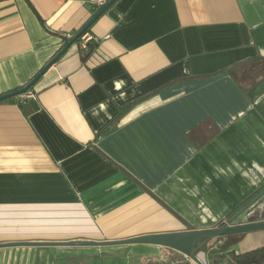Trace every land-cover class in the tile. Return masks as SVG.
<instances>
[{
	"label": "crops",
	"instance_id": "1",
	"mask_svg": "<svg viewBox=\"0 0 264 264\" xmlns=\"http://www.w3.org/2000/svg\"><path fill=\"white\" fill-rule=\"evenodd\" d=\"M94 1L0 0V95L32 79ZM88 34L34 100L0 102V244L83 240L56 238L66 228L50 219L67 215L103 241L214 228L264 191V68L249 67L264 62L246 63L264 59V0H117ZM227 239L209 245L264 249V230ZM63 248H0V264H51Z\"/></svg>",
	"mask_w": 264,
	"mask_h": 264
},
{
	"label": "water",
	"instance_id": "2",
	"mask_svg": "<svg viewBox=\"0 0 264 264\" xmlns=\"http://www.w3.org/2000/svg\"><path fill=\"white\" fill-rule=\"evenodd\" d=\"M117 0H107L84 24V26L72 36L68 42L39 70V72L22 88L0 95V102L16 98L29 91L34 84L47 72V70L63 56V54L89 29V27L106 12ZM264 191L255 199L241 208L236 214L225 221L220 226L200 229L185 230L179 232H165L135 236L122 240L113 241H92V240H70L65 242H13L0 244V248L5 247H110V246H130V245H151L167 248L182 254L195 264H203L199 260L205 246L213 240L239 236L246 233L264 230V218H257L250 222L235 223V220L250 209L262 196Z\"/></svg>",
	"mask_w": 264,
	"mask_h": 264
},
{
	"label": "rangeland",
	"instance_id": "3",
	"mask_svg": "<svg viewBox=\"0 0 264 264\" xmlns=\"http://www.w3.org/2000/svg\"><path fill=\"white\" fill-rule=\"evenodd\" d=\"M249 67L264 68V63H260L257 66L250 65ZM257 77H259V75L253 76V78ZM243 78L244 76L240 77L241 80H243ZM261 217H264L263 202L256 204L253 210H247L245 213H243L235 220V223L250 222ZM50 220L51 228L57 224L66 228V233L63 236L51 234V239L55 236L56 238L60 237L61 239L65 240L74 238L83 240L98 239L97 241H103V239H105L104 236L98 235L96 233H90L89 230L95 226H93L90 221L83 217L74 219L73 217L67 215L63 218H51ZM209 244L206 245L202 251V255L206 264L210 263L208 260L217 257L216 253L218 249L224 247V244L217 245L216 248H214V246H210ZM165 256L166 255H162L159 257L158 255L147 258L136 256V254L131 253V247L129 246L66 247L61 249L60 253L54 254L55 260L57 261L51 264H190V261L187 262L184 259L181 260V262H176V259H172L170 256Z\"/></svg>",
	"mask_w": 264,
	"mask_h": 264
},
{
	"label": "trees",
	"instance_id": "4",
	"mask_svg": "<svg viewBox=\"0 0 264 264\" xmlns=\"http://www.w3.org/2000/svg\"><path fill=\"white\" fill-rule=\"evenodd\" d=\"M88 31H89V29L85 33H88ZM68 40L69 39L64 38L63 46L68 42ZM79 43H80V38L75 42V44L79 45ZM88 46L90 47V42L87 44V47ZM252 62L258 64L259 62H264V59L257 58V59L248 61L246 63H252ZM246 63H242V64H246ZM242 64L234 65V66H232V67H230V68H228V69H226L224 71L226 73L232 75L234 69H236L237 67H239ZM20 88H22V87H20ZM20 88H18V89H20ZM17 104L19 106L22 105V104H20L18 102H17ZM236 240H237V236H231V237H228L227 243H228V245H231L232 243L236 242ZM222 249L224 250V252H226L225 245H224V247ZM223 257L225 258L224 262H222ZM214 264H264V249H258V250L250 251V252H247V253H244V254H239V255H236L234 252L222 253L220 256L217 255V257L214 259Z\"/></svg>",
	"mask_w": 264,
	"mask_h": 264
},
{
	"label": "built area",
	"instance_id": "5",
	"mask_svg": "<svg viewBox=\"0 0 264 264\" xmlns=\"http://www.w3.org/2000/svg\"><path fill=\"white\" fill-rule=\"evenodd\" d=\"M107 2V0H95L94 4L96 5V7L99 9L101 6H103L105 3ZM66 39H70L72 36L67 35L65 36ZM93 38L91 35H89L88 33H85L84 35H82L80 37V43H79V47L83 50H85L87 48V44L92 41ZM35 99V93L32 90L27 91L26 93L19 95L16 97V101L20 104H24L25 102L29 101V100H34ZM188 259V258H187ZM190 264H195L193 261L189 260ZM203 264H206L205 261L203 260Z\"/></svg>",
	"mask_w": 264,
	"mask_h": 264
},
{
	"label": "bare ground",
	"instance_id": "6",
	"mask_svg": "<svg viewBox=\"0 0 264 264\" xmlns=\"http://www.w3.org/2000/svg\"><path fill=\"white\" fill-rule=\"evenodd\" d=\"M198 258L203 263L204 258H203V255L201 253L199 254V257Z\"/></svg>",
	"mask_w": 264,
	"mask_h": 264
},
{
	"label": "flooded vegetation",
	"instance_id": "7",
	"mask_svg": "<svg viewBox=\"0 0 264 264\" xmlns=\"http://www.w3.org/2000/svg\"><path fill=\"white\" fill-rule=\"evenodd\" d=\"M264 218V217H263Z\"/></svg>",
	"mask_w": 264,
	"mask_h": 264
}]
</instances>
